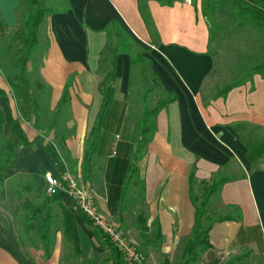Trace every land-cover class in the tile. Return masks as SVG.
Returning a JSON list of instances; mask_svg holds the SVG:
<instances>
[{"label":"crops","instance_id":"obj_1","mask_svg":"<svg viewBox=\"0 0 264 264\" xmlns=\"http://www.w3.org/2000/svg\"><path fill=\"white\" fill-rule=\"evenodd\" d=\"M62 1L64 5L44 19L37 69L48 86L51 109L68 85L67 119L62 121L68 136L62 146L79 175L85 140L101 109L99 85L109 71L114 75L93 168L83 180L94 190L100 212L118 220L145 253L147 264H173L194 222L191 174L194 189L203 179L226 174L228 180L211 196L209 208L226 213L234 205L242 214L212 225L211 246L200 253L197 264H264V77L254 73L224 95L206 93L215 54L200 0L196 6L192 0ZM18 5L19 0H0V15L9 29L16 25ZM111 20L123 31L119 42L105 31ZM138 55L148 60L160 91L176 99L160 109L159 113L167 112L163 125L157 121L141 155L133 160L141 113L138 100L133 108L129 101ZM0 87L10 90L1 83ZM8 99L13 115L19 116L12 96ZM29 122L21 120L18 132L33 139L38 134L28 128ZM14 133L10 129L8 137ZM42 144L36 141L25 149L6 169V179L25 176L39 191L44 173L56 172ZM125 182L132 202L128 209L120 207ZM61 199L76 217L81 249L77 264H116L100 232L86 224L71 199ZM141 215L144 228L138 223ZM12 230L0 218V264H63L61 230L49 257L42 243L34 248L19 242Z\"/></svg>","mask_w":264,"mask_h":264},{"label":"trees","instance_id":"obj_2","mask_svg":"<svg viewBox=\"0 0 264 264\" xmlns=\"http://www.w3.org/2000/svg\"><path fill=\"white\" fill-rule=\"evenodd\" d=\"M25 1V2H24ZM46 0H23L22 21L18 23V29L9 35L7 27L0 15V60L4 55H10L12 58L11 68H6L8 73V83L10 85L9 92H6L0 87V97L4 98V107L8 115V123L13 132L20 131L21 120L32 121L34 124H41V103L39 91L43 85L39 82L34 83L29 76L28 64L31 61L32 54L39 42V28L45 17L54 12L56 9L45 4ZM170 4L172 0H159ZM218 0H204L201 4V11L204 16L209 19L216 17V4ZM229 3L233 10L240 15H246L259 24V27L264 29V0H221ZM21 2V0H20ZM197 0H192L196 6ZM256 2V3H255ZM257 4L259 6H255ZM261 5V8H260ZM18 8V7H17ZM16 8V9H17ZM108 35L112 33L118 40L123 38V31L116 20H111L105 27ZM119 46V45H116ZM118 47L114 49L115 56ZM114 60V59H113ZM134 62H139L146 65L149 69V62L146 58L138 55ZM114 66V62L112 61ZM1 69V67H0ZM3 69V68H2ZM12 73V75H10ZM258 73L264 77V61L257 62L251 65L247 72L242 75L238 81L225 84L217 93L218 96L226 94L231 88L244 84L252 77V74ZM152 80L157 87L160 86L158 79L152 72H149ZM114 80V75L109 71L104 80L99 85V91L102 95L101 109L97 114L94 126L85 140L84 155L82 161V178L84 181L88 180V174L93 168V161L96 155L98 146V137L101 131L104 112L108 105L111 96V84ZM68 85H65L62 97L54 109L52 119L48 124V130H54L55 137L59 138L60 144H63L67 138L66 126H61V121L67 119V105L69 102ZM15 95L20 102L17 104L19 116H14L9 107L8 96ZM176 99V96L160 91L155 103L150 107L148 105L146 94L143 93L141 101V114L138 120V132L136 139V148L133 155V160L137 159L144 146L149 141L152 133L155 130V124L152 118L166 106L169 102ZM6 122L5 113L0 105V136L3 133V125ZM36 141H41L43 148L50 155L52 165L58 174L63 173L67 166L58 151L56 145L51 142H43L39 135L33 139H28L25 135L19 140L13 142L11 139L7 140L4 148L1 150L2 160L0 161V183L3 182V172L9 168L19 155L28 147L33 146ZM17 149V150H16ZM25 179V176H21ZM228 180L226 174L219 173L216 177L210 180H201L199 182L198 192L193 188V173L190 177V199L194 207V222L192 225L190 236L185 240L179 256L177 264H197L201 252L208 249L211 244L209 242V231L215 222L230 220L233 215L229 213H217L210 210V198L216 194L221 185ZM21 188L28 194L21 202V205L26 213V216H40L41 226L39 229L40 240L43 244L46 257H49L52 252L53 245V229L54 222L59 221L62 235L65 240L71 244L73 262L66 264H77L76 259L81 254L79 244V232L77 228L76 217L74 213L67 208L62 202L61 196L57 193L47 194L45 191L40 194H34V187L31 181L21 182ZM20 188V190H21ZM20 192V191H19ZM34 196H37L38 202L35 203ZM39 203V204H38ZM55 207L59 209V215L56 214ZM240 218V215L238 216ZM59 218V219H58ZM85 218L86 224L95 227L88 218ZM138 223L144 224L143 216H138ZM96 228V227H95ZM144 228V227H143ZM100 232L102 242L111 251L112 256L115 257L116 264H125L122 254L116 249L113 243ZM156 240L159 238V231L156 230ZM66 259V258H65ZM67 260V259H66Z\"/></svg>","mask_w":264,"mask_h":264},{"label":"rangeland","instance_id":"obj_3","mask_svg":"<svg viewBox=\"0 0 264 264\" xmlns=\"http://www.w3.org/2000/svg\"><path fill=\"white\" fill-rule=\"evenodd\" d=\"M204 0H200V3L203 4ZM25 2V1H24ZM23 0H19L18 8L16 9L17 22L16 25L11 29L7 28V32L9 35H12L18 29V23L22 21V13H23ZM256 3V2H255ZM45 4L47 6H52L55 8L62 7L64 5L62 0H46ZM255 6H259L254 4ZM264 6V5H263ZM261 8V5H260ZM217 14L216 17L209 19L207 21L209 23L210 29V50L215 54V67L213 75L210 79L207 80L204 85V90L209 96H213L214 93L219 91L225 84L236 82L238 79L247 72V69L257 63L264 61V29L259 27V24L249 18L246 15H240L237 11L233 10V7L226 2L221 0L217 1L216 4ZM46 20L40 25L39 28V42L36 48L33 51L31 61L28 64L29 76L31 80L36 83L39 82L43 85V88L39 91L40 94V103H41V121L40 124H34L30 121L28 124V128L32 130H36V134L40 136L43 142L51 141L53 142L58 151L60 152L68 171H70L73 175L77 176L78 179L83 181L82 173L79 175L75 169L71 167V161L68 157V154L65 152L66 149L63 148V144H60L59 138L55 137L54 130H48V124L51 121V117L53 115L54 109L50 108V92L48 86L45 84L44 80L38 73L37 69V60L38 56L42 52L41 46V35L44 32L46 27ZM12 58L10 55H4L0 60V83L3 84L6 88L10 89V85L8 83V73H6L4 67L11 68ZM134 75H133V86H132V96L129 104L131 108L136 106V100H138L137 111L138 114L141 113V98L143 93L146 94L148 105L151 107L157 96L160 93V88H158L152 80V76L149 74V70L146 68L145 64L135 63L134 65ZM3 68V69H2ZM12 75V73H10ZM12 105L16 103V105L20 102L19 98L15 95H12V99L10 100ZM0 105L2 107L3 112L5 113L6 122L3 125V133L0 136V161L3 159L1 156V150L4 148L7 140L11 139L13 142L17 141L22 137L23 134L16 131L14 136L10 138V128L8 127V115L6 114L4 107V98L0 97ZM14 113L17 115V110H15V106L13 107ZM159 113V112H158ZM156 114L152 121L157 124V121L160 122V126H162L165 117L166 111L160 112ZM32 122V123H31ZM61 123H63L61 121ZM63 124H61L62 126ZM30 129V130H31ZM17 150V149H16ZM20 157V155H19ZM18 158L13 162L15 163ZM45 174V173H44ZM6 170L3 172V182L0 183V218L4 221V225L7 228H12L15 237L19 242L35 245L34 248H38L39 244L42 243L40 240L39 229L41 226V217L34 216H26V213L21 205V202L24 200L28 194L22 190L20 187V183L28 180V178L24 179L20 177L17 178H9L6 179ZM44 177V175H43ZM84 182V181H83ZM21 188V190H20ZM20 191V192H19ZM46 191V183L45 180L41 185V189L37 192L34 189V194H40L41 192ZM130 191V187L128 183L125 182V185L122 189V196L120 201V207L122 209H128L132 206V202L129 200L128 194ZM195 191L198 192V189L195 188ZM128 192V193H127ZM48 194V193H47ZM63 197V195H62ZM216 197L214 195L211 199V207L213 205V200ZM35 203L37 204L38 199L37 196H34ZM39 204V203H38ZM56 214L59 213L58 207H55ZM212 211V210H211ZM225 212H230L232 215L241 216L242 212L237 206L232 205L230 210H226ZM59 215V214H58ZM59 219V218H58ZM60 222L56 221L52 225L53 229V244L56 241V232L60 229ZM63 242V256L66 259L63 261V264L67 262H73L72 258V247L71 244L68 243L65 238L62 236ZM178 253L173 257L172 263L177 264Z\"/></svg>","mask_w":264,"mask_h":264},{"label":"built area","instance_id":"obj_4","mask_svg":"<svg viewBox=\"0 0 264 264\" xmlns=\"http://www.w3.org/2000/svg\"><path fill=\"white\" fill-rule=\"evenodd\" d=\"M44 180L47 193H57L71 199L79 211L113 243L122 254L125 264H147L145 253L126 236L118 220L100 212L94 190L90 186L68 169L61 174L46 172Z\"/></svg>","mask_w":264,"mask_h":264}]
</instances>
